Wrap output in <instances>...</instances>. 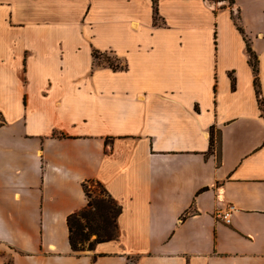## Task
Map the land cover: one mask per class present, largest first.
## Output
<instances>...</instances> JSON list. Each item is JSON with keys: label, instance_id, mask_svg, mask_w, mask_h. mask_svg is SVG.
<instances>
[{"label": "crops", "instance_id": "obj_1", "mask_svg": "<svg viewBox=\"0 0 264 264\" xmlns=\"http://www.w3.org/2000/svg\"><path fill=\"white\" fill-rule=\"evenodd\" d=\"M156 1L0 0V264H264V0ZM90 180L119 237L74 252Z\"/></svg>", "mask_w": 264, "mask_h": 264}, {"label": "trees", "instance_id": "obj_2", "mask_svg": "<svg viewBox=\"0 0 264 264\" xmlns=\"http://www.w3.org/2000/svg\"><path fill=\"white\" fill-rule=\"evenodd\" d=\"M154 2V21L157 23L158 7L157 1ZM234 0H231L233 3ZM232 17L236 22L239 30L245 34L244 29L239 25L238 17L232 12ZM250 56V64L254 71V85L258 95V101L262 111L264 112V101L260 98L261 84L259 78V60L253 52L250 41L245 37ZM95 59H100V55L94 52ZM109 67L117 70L121 66L112 62L108 63ZM232 88H235V78L231 74ZM214 137L211 136L210 149H213ZM84 191L87 197L86 206L71 214L68 217L69 240L71 249L74 252H84L93 250L95 246L102 242L116 240L119 237L118 219L122 213V206L112 197L110 192L99 181L90 180L84 183Z\"/></svg>", "mask_w": 264, "mask_h": 264}, {"label": "rangeland", "instance_id": "obj_3", "mask_svg": "<svg viewBox=\"0 0 264 264\" xmlns=\"http://www.w3.org/2000/svg\"><path fill=\"white\" fill-rule=\"evenodd\" d=\"M101 13L103 14V12ZM81 23H82V35L83 36L94 35V37H96L97 40L101 38L104 39V37L110 36L109 33L106 31L107 28H105L103 22L92 21L93 24H91L90 20H86V21L82 20ZM113 28H114V32H113L114 42L116 45H121V41L123 40L125 36H127L126 31L128 29L126 26H123V24L117 25V26L114 25ZM102 45H104V43H102ZM109 62H112L115 65H118L116 63V59L108 54H102L100 55V59H97V64H103V65L109 66L108 65ZM231 74L232 73H230V75Z\"/></svg>", "mask_w": 264, "mask_h": 264}, {"label": "built area", "instance_id": "obj_4", "mask_svg": "<svg viewBox=\"0 0 264 264\" xmlns=\"http://www.w3.org/2000/svg\"><path fill=\"white\" fill-rule=\"evenodd\" d=\"M236 211V207L234 205H231L228 210L222 212L220 214V218L226 222V223H230L231 222V218H232V215L233 213Z\"/></svg>", "mask_w": 264, "mask_h": 264}]
</instances>
